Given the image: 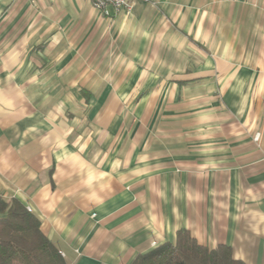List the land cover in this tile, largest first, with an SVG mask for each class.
<instances>
[{"label": "crops", "instance_id": "1", "mask_svg": "<svg viewBox=\"0 0 264 264\" xmlns=\"http://www.w3.org/2000/svg\"><path fill=\"white\" fill-rule=\"evenodd\" d=\"M10 199L66 264H130L181 230L264 264V0H133L110 17L0 0Z\"/></svg>", "mask_w": 264, "mask_h": 264}, {"label": "trees", "instance_id": "2", "mask_svg": "<svg viewBox=\"0 0 264 264\" xmlns=\"http://www.w3.org/2000/svg\"><path fill=\"white\" fill-rule=\"evenodd\" d=\"M0 264H66L42 234L39 219L16 199L0 200ZM130 264H245L233 258L231 248L209 249L185 230L173 243L161 244L137 255Z\"/></svg>", "mask_w": 264, "mask_h": 264}, {"label": "built area", "instance_id": "3", "mask_svg": "<svg viewBox=\"0 0 264 264\" xmlns=\"http://www.w3.org/2000/svg\"><path fill=\"white\" fill-rule=\"evenodd\" d=\"M89 2L103 17L115 16L121 12L128 13L133 5V0H89ZM258 138L259 134H256L254 139L258 140Z\"/></svg>", "mask_w": 264, "mask_h": 264}]
</instances>
